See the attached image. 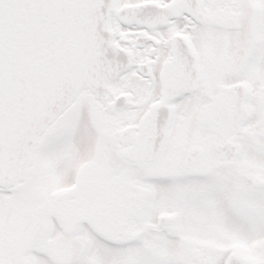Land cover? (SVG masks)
Returning a JSON list of instances; mask_svg holds the SVG:
<instances>
[{
	"label": "flooded vegetation",
	"instance_id": "obj_1",
	"mask_svg": "<svg viewBox=\"0 0 264 264\" xmlns=\"http://www.w3.org/2000/svg\"><path fill=\"white\" fill-rule=\"evenodd\" d=\"M112 3L111 32L127 62L126 70L97 93L80 90L70 107L38 138L17 180L47 177L43 171L49 150L55 141L69 138L72 124L79 125L83 130L79 127L71 135L73 139L84 137V145L75 146L73 153L70 148L62 152L66 164L72 158L76 162L64 175L71 179L57 196L58 206L43 202L40 212L54 218L55 224L73 225L74 237L95 229L104 241L100 250L118 251L119 258L120 248L139 247L149 236L153 241L149 264L155 259L171 261L178 245L204 261L187 260L185 264H212L210 258L201 257L207 254V247L185 234L180 211L162 210L156 203L161 192L165 195L167 184L175 187L186 178L228 177L231 181L234 177L232 184L245 191H258L261 185L256 183L264 184L260 173L242 163L254 149L264 153V84L253 73L264 57V0ZM175 51L184 54L185 65L188 55L195 56L199 80L194 90L174 102V116L162 147L157 141L156 119L148 141L139 125L159 99L160 72ZM33 159L36 173H24ZM9 190L0 189V193ZM76 197L83 206L67 215V200ZM121 229L126 236L113 239L114 232L121 233ZM192 244L198 246V252ZM227 248L217 264H224L232 254V264H257L260 259L255 256L263 254L252 255L240 242ZM84 251L78 256L87 258Z\"/></svg>",
	"mask_w": 264,
	"mask_h": 264
},
{
	"label": "water",
	"instance_id": "obj_2",
	"mask_svg": "<svg viewBox=\"0 0 264 264\" xmlns=\"http://www.w3.org/2000/svg\"><path fill=\"white\" fill-rule=\"evenodd\" d=\"M112 0H0V188L16 180L39 136L82 88L97 93L127 62L110 28ZM175 51L163 66L160 98L139 128L150 138L153 120L162 147L173 103L199 80L194 55ZM181 65V66H180ZM229 257L225 264L233 263Z\"/></svg>",
	"mask_w": 264,
	"mask_h": 264
},
{
	"label": "rangeland",
	"instance_id": "obj_3",
	"mask_svg": "<svg viewBox=\"0 0 264 264\" xmlns=\"http://www.w3.org/2000/svg\"><path fill=\"white\" fill-rule=\"evenodd\" d=\"M257 63L260 66H256L253 73L256 79H259V83L264 84V57ZM225 105L228 107L230 103L225 102ZM222 108H225L223 103ZM224 121L223 119V123ZM79 127L78 125L75 128L72 124L68 131L69 138L65 141L60 139V143L58 140L54 142L52 151L48 152L49 160L43 171L47 177H19L7 194L0 193V264H121L122 262L149 264L148 261L152 258L149 257V253H152L153 242L151 239L148 240L149 236L139 247L120 248L124 252L121 250V258H119L118 251L100 250L103 239L95 229L88 231L90 234L87 235L77 233L75 238L71 236L73 225L60 224V226L54 223V218H49L40 212L39 206L43 202H48L54 207L58 206L60 198L57 196L71 179L64 175L69 173L72 162L75 164L76 162L72 158L71 161L68 159L69 165L66 164L62 152L63 149L70 148L73 153L75 146L84 145V137L73 139L74 134L71 135ZM257 150L254 149V153L248 154L249 158L242 163L260 173L264 181V153L261 151L256 153ZM34 160L27 162L24 173H36L37 166ZM232 178L231 181L228 177H218L213 180L186 178L178 181L175 187L167 184L165 195L162 196L161 192L156 206L162 210L180 211L185 234L188 237L198 238L193 241L207 247L205 250L207 254L204 253L201 257L210 258L214 261L212 264H217L227 252V247L235 242L244 244L252 255L256 252L263 253L260 254L261 257L255 256V258L260 259L257 264H264V229L258 227V224L264 221V184L256 183L261 185L259 187L261 190L258 191L239 190L232 184L234 182ZM173 179L175 181L176 177ZM79 199L80 197H76L71 201L67 200L69 203L66 204L67 215L83 206L78 204ZM92 211L93 214L97 212L96 209ZM119 233L120 231H115L112 238L126 236L124 229ZM158 235L163 237L164 233L158 232ZM162 241L168 243L166 240ZM174 244V242L170 243L172 246ZM192 246L198 252V246L193 244ZM186 250L184 246H176L171 261L178 260L176 262L180 263L182 260V264H185L187 260H199ZM83 251L87 258L78 256ZM171 261L155 259L152 260V264H177Z\"/></svg>",
	"mask_w": 264,
	"mask_h": 264
},
{
	"label": "snow or ice",
	"instance_id": "obj_4",
	"mask_svg": "<svg viewBox=\"0 0 264 264\" xmlns=\"http://www.w3.org/2000/svg\"><path fill=\"white\" fill-rule=\"evenodd\" d=\"M258 227H260L261 229H264V221L260 222V223L258 224Z\"/></svg>",
	"mask_w": 264,
	"mask_h": 264
},
{
	"label": "bare ground",
	"instance_id": "obj_5",
	"mask_svg": "<svg viewBox=\"0 0 264 264\" xmlns=\"http://www.w3.org/2000/svg\"><path fill=\"white\" fill-rule=\"evenodd\" d=\"M181 66V65H180ZM32 151V150H31Z\"/></svg>",
	"mask_w": 264,
	"mask_h": 264
}]
</instances>
